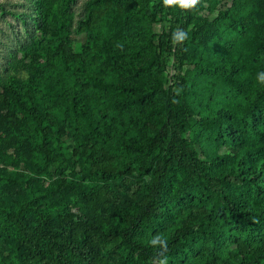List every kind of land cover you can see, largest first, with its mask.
Listing matches in <instances>:
<instances>
[{
  "label": "trees",
  "instance_id": "1",
  "mask_svg": "<svg viewBox=\"0 0 264 264\" xmlns=\"http://www.w3.org/2000/svg\"><path fill=\"white\" fill-rule=\"evenodd\" d=\"M78 1L0 3V264H264V0Z\"/></svg>",
  "mask_w": 264,
  "mask_h": 264
},
{
  "label": "clouds",
  "instance_id": "2",
  "mask_svg": "<svg viewBox=\"0 0 264 264\" xmlns=\"http://www.w3.org/2000/svg\"><path fill=\"white\" fill-rule=\"evenodd\" d=\"M165 6H176L181 10L191 11L197 8L201 0H163ZM173 43H182L187 39V33L183 29H177L172 35ZM256 80L259 84L264 85V71L257 73ZM149 244L159 252V264H167L168 241L161 235L151 238Z\"/></svg>",
  "mask_w": 264,
  "mask_h": 264
},
{
  "label": "rangeland",
  "instance_id": "3",
  "mask_svg": "<svg viewBox=\"0 0 264 264\" xmlns=\"http://www.w3.org/2000/svg\"><path fill=\"white\" fill-rule=\"evenodd\" d=\"M30 0H0V3H10L13 7H20L23 3H27ZM84 0H79L74 8L75 20H77L81 14H83ZM17 31V23L10 17L0 18V55L4 56L10 51L14 50L17 42L14 39V32ZM77 39L80 41L82 37L78 36ZM4 60L0 57V67H2ZM14 67L15 64H13ZM0 74H4V70L0 68ZM23 74V72L19 73Z\"/></svg>",
  "mask_w": 264,
  "mask_h": 264
}]
</instances>
